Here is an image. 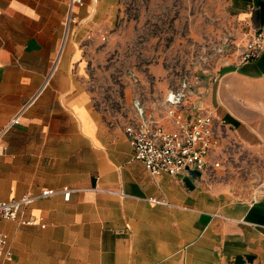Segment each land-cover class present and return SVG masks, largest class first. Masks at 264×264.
<instances>
[{"label":"crops","instance_id":"1","mask_svg":"<svg viewBox=\"0 0 264 264\" xmlns=\"http://www.w3.org/2000/svg\"><path fill=\"white\" fill-rule=\"evenodd\" d=\"M84 1L77 35L114 28L119 0ZM229 2L246 34L264 29V0ZM66 13V0H0V131L27 106L0 141V201L74 190L28 209L44 228L0 222L13 254L3 264H264V189L239 176L252 159L264 175V53L182 102L190 115L213 113L216 155L241 170L218 183L209 172L154 179L125 124L106 121L77 81L78 56L70 48L57 63ZM168 105L145 115L166 124Z\"/></svg>","mask_w":264,"mask_h":264},{"label":"rangeland","instance_id":"2","mask_svg":"<svg viewBox=\"0 0 264 264\" xmlns=\"http://www.w3.org/2000/svg\"><path fill=\"white\" fill-rule=\"evenodd\" d=\"M74 27L62 52L64 30L58 58L71 48L77 81L106 121L125 126L140 109L163 107L171 94H184L185 104L202 97L209 81L242 63L247 37L229 0H119L116 25L103 31L106 40L77 35ZM222 161V168L209 171L215 183L241 170L239 158L225 153ZM247 167L239 176L257 192L264 185L257 188L264 179L260 160Z\"/></svg>","mask_w":264,"mask_h":264},{"label":"built area","instance_id":"3","mask_svg":"<svg viewBox=\"0 0 264 264\" xmlns=\"http://www.w3.org/2000/svg\"><path fill=\"white\" fill-rule=\"evenodd\" d=\"M84 0H68L65 18V41L61 47L63 52L66 40L72 28L78 24L77 9L84 6ZM100 37L106 40L107 36L102 30L90 31L86 34L87 39ZM62 52L59 55H62ZM264 53V29L259 28L247 34L242 53V62L255 61ZM57 60V63L59 61ZM179 103H172L169 98V107L166 111L167 123L140 114L125 126V133L132 146L135 158L144 163L147 170L157 179L161 174L179 176L195 171L200 174L217 170L223 167L222 159L216 155L219 147V139L215 132V117L212 112H200L190 115L183 109L182 99ZM27 106L21 108L18 116L14 118L2 131L0 141L5 134L16 124L19 117ZM74 190L65 187L62 190L46 189L39 195L26 193L18 199L0 201V222H17L24 226L45 227L43 218L40 216H26V212L32 204L45 197L62 194L69 201ZM124 196L123 194H120ZM154 204L169 205L166 202L150 198ZM8 235L0 228V264L10 260L12 252L7 248Z\"/></svg>","mask_w":264,"mask_h":264},{"label":"water","instance_id":"4","mask_svg":"<svg viewBox=\"0 0 264 264\" xmlns=\"http://www.w3.org/2000/svg\"><path fill=\"white\" fill-rule=\"evenodd\" d=\"M181 96V94H171L170 96H169V98H170V101L172 102V103H179V101H180V97ZM140 112H141V114H142V109H140ZM189 174L191 175V176H193L194 178L195 177H198V176H200L201 174L200 173H198V172H195V171H190L189 172Z\"/></svg>","mask_w":264,"mask_h":264},{"label":"bare ground","instance_id":"5","mask_svg":"<svg viewBox=\"0 0 264 264\" xmlns=\"http://www.w3.org/2000/svg\"><path fill=\"white\" fill-rule=\"evenodd\" d=\"M262 188L264 189V185L262 186Z\"/></svg>","mask_w":264,"mask_h":264}]
</instances>
